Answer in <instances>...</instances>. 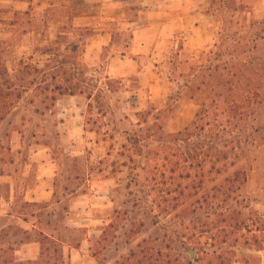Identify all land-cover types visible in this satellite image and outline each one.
Instances as JSON below:
<instances>
[{
    "label": "rangeland",
    "instance_id": "374dc122",
    "mask_svg": "<svg viewBox=\"0 0 264 264\" xmlns=\"http://www.w3.org/2000/svg\"><path fill=\"white\" fill-rule=\"evenodd\" d=\"M222 3L200 9L204 0H0V264H29L13 254L30 243L41 247V264H121L143 241L171 264H196L209 241L192 238L189 228L205 211L181 205L159 213L147 178L162 162L142 158L138 147L155 123L165 134L189 126L199 106L185 86L205 78V66L229 62L236 45L250 50L254 32V56H262L264 0H236L248 14L225 12ZM200 10L211 19L202 22ZM156 22L165 23L153 25L159 33L133 40L131 28ZM193 31L207 41L188 47ZM102 32L112 33V42L89 68L86 45L94 56ZM112 58L138 68L109 77ZM255 78L264 92V76ZM60 84L74 94L59 95ZM249 125L250 133L262 128L264 110ZM148 148L155 154L156 142L148 140ZM239 168L248 179L236 198L249 199V210L236 209L257 215L263 247L264 140L227 174ZM229 250L240 261L264 260V250L223 247Z\"/></svg>",
    "mask_w": 264,
    "mask_h": 264
},
{
    "label": "trees",
    "instance_id": "16d2710c",
    "mask_svg": "<svg viewBox=\"0 0 264 264\" xmlns=\"http://www.w3.org/2000/svg\"><path fill=\"white\" fill-rule=\"evenodd\" d=\"M214 1L210 0L212 6ZM224 2L225 12H251L247 7L237 5L236 0ZM223 33L225 35V30ZM253 34L250 50L243 51L236 45L229 51V62L213 68L207 65L205 78L186 83L189 99L199 106L189 126L182 131L165 134L155 123L147 129L149 136L143 138L138 147V155L142 158L162 162L151 168L147 178L159 213L168 215L181 205L188 206L186 210L189 208L192 214L205 211L203 215L192 218L189 228L192 238L205 236L209 241L207 248L200 249L201 258L196 260V264H235L240 261L236 251L229 250L225 254L223 247L264 250L256 236L260 231L255 226L259 221L257 215L249 212L245 216L236 209L249 210V199L236 198L247 183V172L239 168L227 174L264 140V125L251 133L248 131L252 129L249 120L264 110V92L260 80L255 78L258 74L264 76V52L261 57L254 56L259 35ZM223 55L224 52L218 56ZM65 86L55 85L54 89L59 91V95H73L74 92ZM148 140L156 142L155 154L149 150ZM135 142L138 143V139ZM223 175L225 177L219 183L206 188L207 184ZM199 193L201 195L196 198ZM250 234L252 243L248 237ZM228 254L231 257H227ZM166 256L151 242L143 241L129 250L121 264H171ZM42 257L41 253L38 260L26 262L41 264ZM242 262L252 263L247 257Z\"/></svg>",
    "mask_w": 264,
    "mask_h": 264
},
{
    "label": "crops",
    "instance_id": "0c3cea01",
    "mask_svg": "<svg viewBox=\"0 0 264 264\" xmlns=\"http://www.w3.org/2000/svg\"><path fill=\"white\" fill-rule=\"evenodd\" d=\"M204 2L206 4H204L203 6H201L200 9H202V7H206L208 6V4L210 3V0H207ZM198 14L200 15V20L202 22H205V20L207 19H211L207 13H203L201 10L200 12L198 11ZM191 19V17L189 18ZM187 21V25H186V28L190 29V23L188 22L187 19H185ZM127 24V23H126ZM129 25H135L136 24V21H130L128 23ZM161 25L162 27L164 26V22H156L154 24H150L148 25L146 28L142 29V30H137L136 28H131V29H134L132 31V35H133V40L134 41H142L143 39H140V37H144V39L146 38L147 39V36L150 35V37H153L154 34H157V32L159 31L160 32V29H155V27L153 25ZM185 26V25H184ZM133 27V26H131ZM198 26L195 25L194 28L196 29ZM162 29V28H161ZM158 32V33H159ZM197 35V36H195ZM194 36V37H193ZM112 33L110 32H102L100 34L97 35V40L100 41V45H99V48L97 50V53L92 56L91 53L89 52V48H87L88 45H86V52H84L83 54V58H84V61L87 65V67H96L100 64V60H101V55H102V49L106 46H109L110 43L112 42ZM152 38H149V40H151ZM202 42V43H205L207 41V39L205 38H202L201 36L199 37L198 36V32L197 31H193L190 36L188 37V41H187V44H188V47H191V46H194V43H198L199 42ZM87 42V40H86ZM192 44V45H191ZM120 61V60H119ZM122 62V61H120ZM127 66L125 65L124 68H121L120 67V64L118 62V60H115L114 58H112L111 62L109 63L108 65V76L109 77H122V76H125L127 74H131L133 73L135 70H137L138 68V63L135 62V64H130L128 66V69L126 68ZM260 251V250H259ZM41 247L39 246L38 249H37V246L35 243H30V244H27L25 245L21 250L17 249V250H14V258L16 261H36L40 258L41 256ZM77 253V252H76ZM69 255V254H68ZM76 254L71 252L69 256L67 257H70V260L73 259ZM73 261V260H72ZM235 264H247V263H243L242 261H239ZM250 264V263H249ZM251 264H256V263H251ZM258 264H264V260L261 261V263H258Z\"/></svg>",
    "mask_w": 264,
    "mask_h": 264
},
{
    "label": "water",
    "instance_id": "95a60500",
    "mask_svg": "<svg viewBox=\"0 0 264 264\" xmlns=\"http://www.w3.org/2000/svg\"><path fill=\"white\" fill-rule=\"evenodd\" d=\"M188 254H189L190 258H191L192 260H194V257H195V251H194V250H189V251H188Z\"/></svg>",
    "mask_w": 264,
    "mask_h": 264
}]
</instances>
